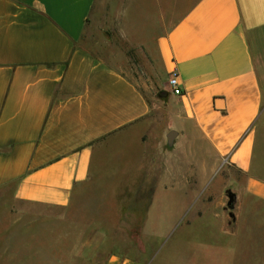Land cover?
Returning <instances> with one entry per match:
<instances>
[{"label": "crops", "instance_id": "1", "mask_svg": "<svg viewBox=\"0 0 264 264\" xmlns=\"http://www.w3.org/2000/svg\"><path fill=\"white\" fill-rule=\"evenodd\" d=\"M146 1L0 0V196L58 214L0 210L9 233L47 220L60 243L74 240L69 264H141L97 248L94 259L92 234L107 242L112 213L124 242H138L139 206L143 234L163 197L188 192L210 165L233 168L239 208L249 200L264 214V0H179L185 8L161 14L168 23L153 40L129 15ZM100 8L113 33L92 27ZM131 51L159 60L160 97L139 87ZM12 257L9 240L0 260Z\"/></svg>", "mask_w": 264, "mask_h": 264}, {"label": "rangeland", "instance_id": "2", "mask_svg": "<svg viewBox=\"0 0 264 264\" xmlns=\"http://www.w3.org/2000/svg\"><path fill=\"white\" fill-rule=\"evenodd\" d=\"M147 2L150 4L149 10H136L129 14L136 18V28L145 31L147 40H153L164 32L169 18L164 22L162 18L160 20L161 14L169 13L171 8L173 16L178 15L186 6V3L181 4L179 0H166L156 9L152 1ZM136 4L139 9L144 2L136 0ZM115 10L114 7L110 12L115 14ZM104 13L100 8L92 27L100 28L108 34L113 33L115 21ZM128 55L129 64L133 62L138 65L133 70L142 76L143 82L139 81L141 90L147 95L154 93L156 97H160L166 76L159 60H151L147 53L141 59L132 51ZM126 68L129 70V65ZM211 166L205 167L204 172L199 174V181L188 180V192L172 194L166 199L163 197L161 203L153 208L149 225L143 234L139 225L143 224L140 221L145 219L146 213L139 206L137 221H133L140 227L133 229V232L140 235L138 242L125 243L127 238L121 230L115 228L117 218L109 213L107 242L98 243L99 236L92 234L95 241L91 245L92 257L96 259V253L101 250L104 256L119 252L141 264H264V214L259 211V203L247 200V205L240 209L236 195L234 208L228 209L227 190L234 192L230 183L240 177L227 164L216 165L215 169ZM0 204L19 205L10 197L3 196H0ZM16 209L24 212L27 218L32 215L51 218L58 214L57 210L51 208L25 204ZM4 218L5 213L0 210V252L10 240L13 253L11 261H6V264H69L75 255L78 244L70 239L60 243L57 236L45 228L47 224L50 225L47 220L34 223L36 226L33 229L25 228L9 233ZM133 239L136 240L135 237ZM83 247L84 245L81 246L80 257L86 258L89 251L88 248L84 249L88 245ZM96 248L98 251H95ZM5 263L0 260V264Z\"/></svg>", "mask_w": 264, "mask_h": 264}, {"label": "water", "instance_id": "3", "mask_svg": "<svg viewBox=\"0 0 264 264\" xmlns=\"http://www.w3.org/2000/svg\"><path fill=\"white\" fill-rule=\"evenodd\" d=\"M176 136H177V132L174 130H171L167 133L166 141H167L168 146L173 145V141ZM226 197H227L226 207L232 210L234 208L235 193L232 192L231 190H227Z\"/></svg>", "mask_w": 264, "mask_h": 264}, {"label": "built area", "instance_id": "4", "mask_svg": "<svg viewBox=\"0 0 264 264\" xmlns=\"http://www.w3.org/2000/svg\"><path fill=\"white\" fill-rule=\"evenodd\" d=\"M167 86L174 95L180 94V84L178 76L175 73H172V75L168 78Z\"/></svg>", "mask_w": 264, "mask_h": 264}, {"label": "trees", "instance_id": "5", "mask_svg": "<svg viewBox=\"0 0 264 264\" xmlns=\"http://www.w3.org/2000/svg\"><path fill=\"white\" fill-rule=\"evenodd\" d=\"M142 212H143V211H142ZM136 216H137V215H136ZM136 221H137V220H136ZM143 221H144V219L141 220L140 222H143ZM138 222H139V221H138ZM140 222H139V223H140ZM139 226L142 228V224L139 225ZM139 226L137 225V227H135V228L132 227L131 230L133 231V229H138ZM140 227H139V228H140ZM135 232H136V231H135ZM136 233H137V232H136Z\"/></svg>", "mask_w": 264, "mask_h": 264}]
</instances>
